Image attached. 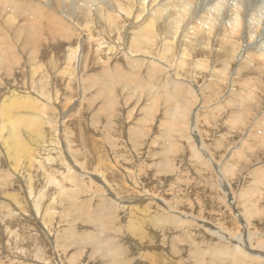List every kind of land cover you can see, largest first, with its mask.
Returning <instances> with one entry per match:
<instances>
[{
    "label": "rangeland",
    "instance_id": "obj_1",
    "mask_svg": "<svg viewBox=\"0 0 264 264\" xmlns=\"http://www.w3.org/2000/svg\"><path fill=\"white\" fill-rule=\"evenodd\" d=\"M19 1H22V4L27 8L30 7L37 11L48 10L53 17L63 19L57 12L47 7H41L40 5H44V3L40 0H7L6 2L12 4ZM133 32L136 42L140 40L148 44L144 53L138 52V55L134 57L136 62L134 63L135 68H133L135 79L143 85V88L140 90H144L145 94H141L140 96L138 92L135 94L134 90L130 95L127 94L122 98L121 89L124 85L119 91V98H116L105 87L90 89L87 83L88 88L85 92L82 83L81 88L75 87L79 83V79L77 76L78 71L73 70L69 75V79H65L64 81H72L74 82L73 87L80 89H73L75 91L73 101L77 102L76 104L72 102L71 105H67L65 108L66 115L63 118L59 117V120L64 122V132L77 130L76 133H80L78 130L86 129L87 135H91L88 136L91 137L94 152L99 155L103 154L106 158L108 175L100 169L92 172V168L85 165L81 170L71 171L72 178L81 183L80 192L86 196H88V192L91 196L93 191H105L108 185L113 189L111 186L112 182L117 185L120 199L123 201V207L117 213L119 220L112 223V226H119V222H121V226H123V223H128L126 234L123 231L121 232L122 235H120L118 229H109L110 238L107 240L102 239L98 234L102 229V224L95 221L94 218L86 219L83 217V214L80 213L78 216L76 213L85 207L83 200H73L68 196H64L62 204L60 202L56 203V213L58 215L55 213L53 217L56 218L52 219L53 227H58L57 222L60 221L63 222V225L61 224L55 229L54 235V232L47 230L49 223H45L41 215L44 213L43 208L47 209V204H50L52 201V190L49 192L50 194L48 193L49 197L46 196L41 201V214L37 213L32 201L36 198L35 193H40V189L38 188L31 195L26 188L27 181L22 180L21 175L17 173L15 176L18 179H13L11 183L8 181L6 184H2L0 188V191L3 189L5 195L1 203H4L6 200L5 203L12 204L13 202V205L10 206L13 208V211H10L11 213L8 217L2 221L0 216V257L7 258L10 255V259L14 258L13 260L18 259L24 262L26 260L24 264H41V262L44 264H264V209H260L264 205V77L263 80L260 79L263 83L262 87L258 85L260 89L254 94V102H256L254 110L251 112H241L243 111L241 109L240 112L242 114L238 112L239 116H242L240 119L247 120L248 125L252 126L251 132L254 134V139H251V142L253 146L256 145L254 148L252 147L253 149L242 152V155L230 152L231 147L235 148V145L239 144L241 137H244L243 133H245L244 129L238 132V127L233 128L234 126H232L230 128L222 126L225 118L228 117V113H231L233 106L226 107V110L218 111L219 106L227 100L228 95L237 89H242L239 85H236L234 86L235 89L233 88L234 90L232 89L229 92L231 85H233L231 84L230 72L224 70V65H215V57L213 55L200 57L194 54L191 49L184 48L177 43L156 41L159 38L156 32L151 36H148V30L142 28H134ZM255 37L264 41V28L259 27ZM246 44L243 48L245 51L243 52L242 50V54H245L247 50L245 48L249 45ZM63 46L65 48L68 47L67 45ZM56 48L58 47L56 46ZM220 51L224 52L222 48ZM242 54H239L240 58H243ZM47 57H42V62L50 61V57ZM239 57H237L238 62L239 60L243 61ZM124 58L127 57L123 56L122 61L113 66L121 69L122 65H126ZM56 59L59 60L58 58ZM165 59L170 61V67L164 65ZM129 63L133 64L130 60ZM239 65L237 62L236 65L234 63L235 73L239 69ZM19 66L22 68L18 74L19 77L16 75L12 81L3 74L2 82H0V93L6 94L7 92L10 94V91L13 89L17 92L18 87H22L20 90H25L23 88L27 87V92L29 90L32 93L30 96L39 98L36 99L39 101L42 99L41 95L36 93L35 88L29 87L30 69L26 68V66H21V64ZM251 67L257 66L251 64ZM249 68L248 66L245 69L248 71H246L248 76L252 75L253 72L256 73L252 68ZM13 73L16 74L17 72L13 71ZM255 73L253 75H256ZM231 75L233 74L231 73ZM0 77L2 78L1 75ZM123 78L125 79L124 76ZM77 79L78 82H76ZM50 82L54 83V80L52 79ZM240 82L243 83L242 81ZM36 84L38 83L36 82ZM61 85L64 86L65 84L61 83ZM116 89H119V87H116ZM175 91H179V93ZM164 92L168 93L162 96ZM92 95H95L96 98ZM128 95L133 102L128 101ZM1 100L3 98H0ZM241 101V99L237 100L238 103H241ZM238 103H235V106L237 105L241 108ZM110 106H114V108L109 109ZM124 106L127 113H132L131 119L125 114ZM177 106L181 109H186L190 113L189 123L184 126L186 134L183 138L176 137L178 135V130L176 129L179 126L176 129L173 126L175 119L173 114L176 112ZM52 107L53 109L55 108L53 105ZM101 108H104L106 112L103 113ZM163 111L166 113L165 120H162ZM99 112L103 115L97 120L96 115H99ZM209 112L215 113L216 116L218 115L216 120L207 118L206 115ZM218 112L219 114H217ZM118 114L121 120L118 118ZM251 116L255 117V121L251 119ZM201 117L202 120L199 122ZM203 117L207 119L206 121L208 125L210 124V127L207 123L205 125L206 121ZM92 119L93 122L94 120H100V122H94L96 123L94 126L91 123ZM131 120L135 122V131L146 130L145 135L142 131L138 133V137L143 140V145L142 149L135 153L129 151L131 149L129 141ZM152 120L154 123H152ZM48 122L52 123V120ZM86 122L89 125L85 124ZM254 122L255 124L253 125ZM43 129L47 139L54 138L53 132L47 131L46 127H43ZM246 130L248 131L249 127ZM233 132H238L236 134H240V137ZM193 138H197V142L200 145L207 144L209 154L215 155L220 160V162L217 161L218 166L219 164L222 165L214 168L208 167L204 159L196 158L194 154L195 148L192 149V143L189 144ZM174 142L176 148L174 147ZM112 143L119 144L120 151L122 152V157L118 158V160L120 159L119 161L115 160L117 150H113ZM215 144L217 145L216 147ZM78 145L80 146L79 141ZM241 146H245L244 141L241 143ZM78 149L81 151L83 147L80 146ZM84 151L85 149L82 150V152ZM240 155L242 157L249 155V158L245 162ZM66 156L68 157L69 154L59 149L61 162L63 161L62 157L64 159ZM0 157V167L3 165L2 168L6 167L5 169L8 170L10 164L6 161L7 157L4 154ZM97 157L94 158L96 163ZM236 164L240 166L238 165L234 168ZM22 165L20 164L21 171H23ZM59 170L60 166L56 168V171ZM81 171L88 172V175L82 174L83 177L80 175L79 177L77 174L81 173ZM221 171H223L220 174L224 176L226 189H221L218 186L219 176L216 174H219ZM97 181L104 186L97 187ZM2 182L4 183L3 180ZM40 183L42 184L39 181L38 184ZM124 187L126 189L132 188L136 195H138L134 198H137V202L142 203V209H130V205H126L131 201V194L129 195L126 192L127 190L123 189ZM250 187L253 189L250 190ZM232 188L238 194L241 192V189H248L237 196L239 199H235L233 191L228 192ZM156 189L160 193L157 196L153 195V198L148 199L147 196H141L144 192L152 193ZM255 190H257V193ZM226 191L228 193L227 196L224 195ZM12 194L13 198L14 195L16 196V200L14 201L8 198V195L12 197ZM94 196L98 200L109 203L108 196L111 195L98 194ZM176 197H178L179 203H182L181 206L178 204L179 209L176 207L180 210L179 212L182 213L188 207L192 209L190 215L182 213L181 218L185 221L186 225H180L174 221L173 219L176 218L174 216L171 218L173 224L159 226L158 223L160 221L157 222L154 218L160 215L164 217L168 216L167 206L169 199ZM124 199L129 200L124 201ZM227 199L232 202L231 205L228 202H224ZM254 199L257 202L253 201ZM19 200H21L20 204H14L19 202ZM175 202L177 203L176 200ZM189 202H193L192 205ZM256 204L260 205L259 208L255 207ZM3 208H7V206L2 205L0 208L2 210L0 211H4ZM89 209L90 215H92L93 208ZM250 209L253 210V215L249 213ZM72 212L78 216L81 230L76 228V219L72 223L75 217V214ZM173 214L179 215L180 213ZM137 219L144 221L139 225L136 222ZM5 221H9V225L11 224L10 226L12 227H6ZM241 226H245L244 231L241 230ZM84 227H88L89 230H87L86 235H83L82 238ZM60 228V239L63 240V246L59 242V239H55V237H59L58 230ZM139 230H141L140 234L144 231L147 236L144 243L134 235H132V238L129 236L134 231L139 233ZM25 231H30V233L28 232L29 235ZM42 231L46 236L43 233H39ZM75 231L81 233L78 238H74ZM124 234L130 237L127 241L128 243H124V245L127 244L125 247L121 243V238ZM9 237H18L15 238L18 239V246L16 248L14 246L10 247L7 244ZM23 241L26 244L29 241L30 243L27 246ZM136 241L140 243L136 245L135 243H138ZM34 246L41 253V259H37ZM78 248H80L79 251H76ZM15 251L19 252L21 258L16 254L14 255ZM6 253L9 254L6 256ZM28 254L31 258L28 257ZM9 264H13L12 260L9 261Z\"/></svg>",
    "mask_w": 264,
    "mask_h": 264
},
{
    "label": "bare ground",
    "instance_id": "obj_2",
    "mask_svg": "<svg viewBox=\"0 0 264 264\" xmlns=\"http://www.w3.org/2000/svg\"><path fill=\"white\" fill-rule=\"evenodd\" d=\"M6 1L7 0H0V75L2 76V78L0 77V82H2L4 75L11 81L16 75L19 77L18 74L20 73V69H22L19 65L26 66V68L30 69V72H28L31 73L29 87L35 88L36 93L40 94L42 99L38 101L36 99L39 98H34L32 95L30 96L32 93H30L29 90L27 92V87L23 88L25 90H20L22 87H18L17 92L13 89L10 91V94L6 91V94L0 93V98H3V100L0 101V156L4 154L5 157H7L6 161L10 164L8 170L5 169L6 167L3 169V165L0 167V188L2 184H6L8 181L11 183L13 179H18L15 174L19 173L21 179L25 182L27 181L26 188L31 195L34 194L38 188L40 189V193H35L36 198L32 201L33 206L36 208V212L40 214L42 210L41 201L45 199L46 196L49 197L48 193L52 190V201L50 204H47V209H45V207L43 208L44 213L41 215L44 222L49 223L47 230L49 232H54V235L55 229L61 224L63 225V222L60 221L57 222L58 227H53L52 219L56 218L53 217L56 213V203L60 202L62 204L64 196H68L73 200H83L85 207L76 213L78 216L81 213L84 218H94L95 221L101 223L102 229L98 234L102 239L107 240L110 238L109 229H118L120 235H122L121 232L123 231L126 234L128 230V223H123V226H121V222H119V226H112V223L119 220L117 218V213L122 210L121 208L123 207V201L120 199L119 195V188L114 182L111 183L113 189L108 185L107 190H98V192L93 191L91 196L89 192L88 196L80 192L81 183L72 178L71 171L81 170L85 165H88L92 168V172L96 169H100L108 175V165L106 164V158L103 154L99 155L94 152L91 144V135H87L86 129L78 130L80 133H76L77 130L64 132L65 125L64 122L59 120V117L63 118L66 115L65 108L67 105L69 106L74 102L73 98L75 91H73V89L80 90L81 83L85 92L88 88L87 84H89L90 89L94 87L97 89L105 87L106 90L114 94L116 98H119V91L124 85L125 86L121 89L122 98L127 94L130 95L134 90V93L136 94L138 92L140 96L141 94H145L143 92L144 90H140L143 88V85L135 79V71L133 68H135L134 63L136 62L134 57L138 55V52L144 53L148 44L140 40L136 42L133 32L134 28L148 30V36L156 32V35L159 37L156 41L177 43L184 48L191 49L194 54L200 57L213 55L215 57V65H224V70L230 72L231 84H233H230L232 88L230 87L229 92H231L236 85L244 89L243 92L242 89H237L232 94L228 95L227 100L220 105L218 109V111H222L224 109L226 110V107L233 106L231 108V113H228V117L225 118L222 126L230 128L234 126L233 128L238 127V132L242 129L245 131V133H243L244 137H241L239 144L237 146L235 145V148L231 147L230 152L242 155V152L245 150H251L255 147L256 144L253 146L251 142V139H254V134L251 132L252 126H250V124L248 125L247 120L240 119L242 116L240 117L238 112H240L241 109L243 110L241 112H251L254 110V104H256V102H254V94L260 89L258 85L262 87L263 84L260 79L263 80L264 77V41L255 37V35L259 27L264 28V20H262L264 18V0H40L44 3V5H40L41 7H47L57 12L63 19L53 17L48 10L37 11L30 7L27 8L22 4V1L13 2L12 4ZM245 43L249 45L245 48L247 49L245 54H242V50L243 52L245 51L243 49ZM63 45H67L68 47L65 48ZM56 46L59 49L56 48ZM221 48L224 52L220 51ZM240 53L243 58L239 57ZM47 56L50 57V61L42 62L41 58ZM123 56L127 57L124 58L126 65H122L121 69L115 68L113 65L121 62ZM237 57L241 60L243 59V61L239 60L238 62ZM129 60L133 64H130ZM236 62L240 64V67L239 69L237 68L238 70L235 73L234 63L236 65ZM251 64L257 67H251ZM164 65L170 67L171 63L168 59H165ZM248 66L256 71V73L253 72L256 75L252 73V75L248 76V71L245 70ZM73 70L78 71L77 76L79 83L76 84L75 87L79 88H74V82L72 81H64L65 79H69V75ZM121 70L125 79L121 75ZM13 71L17 73L14 74ZM231 73L233 75H231ZM238 78L240 79L238 80ZM52 79L54 83L50 82ZM78 79L76 82H78ZM36 82L38 84H36ZM61 83L65 85L62 86ZM116 87H119V89H116ZM175 92L179 93V91ZM96 93L98 94L97 91ZM167 93L168 92L162 93V96H165ZM129 95L128 101L133 102L132 99L129 98ZM92 96L95 97V95ZM235 99H241L242 101L238 103ZM76 102L77 101L74 103L76 104ZM235 103H238L241 108L237 105L235 106ZM52 105L55 107L54 109ZM88 106L91 107L89 104ZM63 108L64 110H62ZM113 108L114 106L109 107V109ZM101 109L103 113L106 112L104 108ZM124 112L129 119L132 118V113H127L126 109ZM119 114L117 115L118 118H120ZM217 114H219V112ZM102 115L103 114L99 112V115H96L97 120L101 118ZM162 115V120H165L166 113L164 111ZM173 115L175 118L173 122L174 128L176 129V127L179 126L176 129L178 130V135L176 137L183 138L186 134L184 126L189 123L190 113L186 109H181L177 106V110ZM206 116L210 120H216L218 115L216 116L215 113L209 112ZM254 116H251V119L255 121ZM45 117H47V119H45ZM50 120H52V123L48 122ZM97 120H94V122H100V120ZM201 120L202 117L199 119V122ZM204 120L206 121L207 119L204 118ZM249 121L251 122V120ZM94 122L92 119L91 123L95 126L96 123ZM131 122L129 135L131 149L129 151L135 153L141 150L143 145V140L138 137V133L142 131L145 135L146 130L135 131V122L134 120H131ZM152 123H154L153 120ZM206 123L207 121L205 125ZM230 123L232 124L231 126ZM85 124L89 125L87 122ZM254 124L255 122L253 125ZM208 126L210 127V124ZM43 127H46L48 129L47 131L53 132L54 138L57 139L53 137L47 139ZM248 127L249 130L247 131L246 128ZM238 132L233 133L236 134ZM236 135L240 137V134ZM78 141L80 142V146L83 147L82 150L85 149L84 152H82V150L79 151L78 148L80 146L78 145ZM243 141L245 142V146L242 147L241 143ZM190 143H192L191 148H195L194 154L196 158L204 159L208 167L214 168L222 165L219 164L218 166L217 161L220 162V160L217 159L215 155L209 154L207 144L200 145L197 142V138H193L189 144ZM173 144L175 147V142ZM216 144L215 147L217 146ZM111 145L114 151L117 150L115 153V160L119 161L120 159L118 160V158L122 157L119 144L112 143ZM59 149L69 154V156H66L64 159L62 157V162L59 158ZM172 151H174V149H172ZM241 155L240 157H242ZM96 156H98V159H96L97 163L94 161ZM248 158L249 155H244L242 157L245 162ZM20 164L24 165H22L23 171H21ZM239 164H236L234 168ZM58 166H60V170L56 171ZM222 172L223 171L216 174L219 176L218 186L221 189H226L224 176L220 174ZM82 174L88 175V172L81 171V173L79 172L77 175L83 177ZM39 181L42 182V184H38ZM8 185L11 186L9 183ZM96 185L97 187L104 186L100 184L99 181L96 182ZM123 189L127 190L126 192L129 195L131 194V201L125 204L130 205V209H142V203L137 202V198H134L138 195H136L133 189H126L125 187ZM247 189L248 188L241 189L240 193ZM249 189L251 190L253 188L250 187ZM231 190L233 191L234 189L232 188L228 192L230 193ZM255 192L257 193V190H255ZM159 193L160 191L156 189L152 193L144 192L141 196H147L148 199H150L153 198V195L157 196ZM240 193L238 194L233 191L234 198L239 199L237 196L240 195ZM98 194L111 195L108 196L109 203L98 200L96 196H94ZM15 195L14 198L13 194L12 197L8 195V198L14 201L16 200ZM224 195H228L227 191ZM4 198L5 195L2 189V191H0V204L7 206V208H3L4 211H0L2 221L8 217L11 213L10 211H13V208L10 207L13 205V202L12 204L5 203L6 200L4 203H1ZM122 198L124 197L122 196ZM125 200L129 199H124V201ZM20 201L21 200L14 204H20ZM253 201L257 202L255 199ZM224 202H228L230 205L232 203L228 199ZM192 203L190 204L192 205ZM178 204H180L178 197L169 199V204L167 206L168 216L164 217L160 215L154 218L157 222L160 221V223H158L159 226L163 224H173L171 218L174 216L176 217L173 219L174 221L180 225H186L185 221L181 218L183 215L182 213L190 215L192 209L188 207V209L185 210L186 212L182 211L181 213L179 212L180 210H178L180 208ZM259 206L258 204L255 205L257 208H259ZM263 206L260 209H264ZM91 207L93 208L92 215H90L89 211ZM176 207H178V209ZM95 210L96 212H94ZM173 213L180 214L177 215ZM249 213L253 215V210L250 209ZM78 216L75 214L72 223H74L76 219V228L81 230ZM143 221L144 220L137 219L136 222L140 225ZM10 225L9 221H5L6 227L11 228L12 226ZM61 228L58 230L59 237H55V239H59V242L62 243L63 246V240L60 239ZM87 230H89V228L84 227L82 238L83 235H86ZM241 230L244 231L245 226H241ZM28 232L30 233V231ZM75 232L74 238H78L81 233L79 231ZM39 233L42 234L43 231ZM140 233L141 230H139V233L134 231V233H130L129 236L132 238V235H134L144 243L147 236L144 231L142 234ZM125 234L121 238V243L124 247L127 245H124V243L130 238ZM15 238H8L7 244L10 247L14 246L16 248L18 246V239ZM39 239L41 238L39 237ZM136 242H138L135 243L136 245L140 243L139 241ZM29 243L27 244L29 245ZM19 244L21 243L19 242ZM24 244L26 243L24 242ZM35 249L36 247L34 246V250ZM79 249L80 248L76 249V251H79ZM8 254L6 253V256ZM15 254L20 257L19 252L15 251L14 255ZM36 254L37 259L42 258L38 249H36ZM9 256L10 255H8L7 258L3 256L0 257V264H9L10 260H12L13 264H24L26 262V260L24 262L18 259L13 260L14 258L10 259L11 256ZM41 264L44 263L41 262Z\"/></svg>",
    "mask_w": 264,
    "mask_h": 264
}]
</instances>
